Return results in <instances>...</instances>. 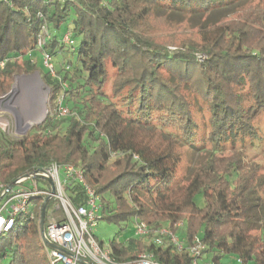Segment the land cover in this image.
Returning a JSON list of instances; mask_svg holds the SVG:
<instances>
[{
    "label": "trees",
    "instance_id": "trees-1",
    "mask_svg": "<svg viewBox=\"0 0 264 264\" xmlns=\"http://www.w3.org/2000/svg\"><path fill=\"white\" fill-rule=\"evenodd\" d=\"M252 1L0 0V95L15 73L36 69L30 56L43 51L60 65L44 81L52 95L63 92L71 112L64 120L47 116L19 138L0 129V181L34 165L72 164L98 195L97 223L133 218L173 230L181 223V250L152 234L126 245L112 239L118 261L147 252L161 264H190L185 250L195 238L213 264L230 254L241 264H264V172L245 165L237 149L224 154L260 139L264 0ZM237 2L245 6L233 17L199 25L197 41L169 50L171 42L154 35L160 11L208 15ZM183 148L205 155L186 174L179 171ZM67 191L75 205L84 200L79 184ZM10 233L0 236V264H49L36 219Z\"/></svg>",
    "mask_w": 264,
    "mask_h": 264
},
{
    "label": "built area",
    "instance_id": "built-area-1",
    "mask_svg": "<svg viewBox=\"0 0 264 264\" xmlns=\"http://www.w3.org/2000/svg\"><path fill=\"white\" fill-rule=\"evenodd\" d=\"M65 39L68 40L67 35ZM44 58L50 60L46 53ZM0 65H3L2 61ZM61 99L57 116L64 117L71 112ZM73 184L82 186L84 192V200L77 205L67 191ZM93 189L82 170L72 164L55 161L42 166L34 165L10 182L0 181V236L9 234L21 227L26 219L33 218L37 220L39 240L49 264H81L78 261L80 258L94 264H161L147 252H140L136 257L124 261L111 256L110 247L100 243L93 235L92 228L99 217L98 195ZM46 199L47 203L52 200L53 207L47 212L46 222L44 209L42 229V204ZM56 206L62 209L63 217H52L51 212ZM134 233L135 236L152 234L155 243L162 244L165 240L178 250L184 246L183 241L166 227L150 229L144 222H135ZM203 248V244L197 243L196 248L188 244L186 249L192 252L190 264H199Z\"/></svg>",
    "mask_w": 264,
    "mask_h": 264
},
{
    "label": "rangeland",
    "instance_id": "rangeland-1",
    "mask_svg": "<svg viewBox=\"0 0 264 264\" xmlns=\"http://www.w3.org/2000/svg\"><path fill=\"white\" fill-rule=\"evenodd\" d=\"M240 4V2H237L225 8L216 9L208 15L205 13L196 14V16H188L179 12L168 13L166 11H160L154 15V35L157 36V40L161 42H171L168 43L169 45L167 44V46L169 50H173L177 47V44L186 38H193L197 41L199 39L197 35V28L199 25L219 23L233 17L236 12L242 11L245 5L239 6ZM254 4H257V0L252 1V5ZM60 33L62 34V31H60ZM39 42H41V40H38V43ZM44 54L45 52L43 51L33 53L30 58L31 61L34 62L36 69L31 72L20 71L15 73L10 90L4 93V95H0V129L7 136L19 138L35 131L32 130V126L40 123L39 121H43L47 116L54 119L61 118L63 120L68 117V115L64 117L57 116L59 108L58 102L59 98L63 96V92L60 90L58 94L52 95L51 87L44 81V73L48 71L50 77H56L57 69L60 65L59 63H52L53 67H50V60H45ZM199 57L203 59V56L199 55ZM18 59L21 63L22 61L20 58ZM37 81L41 82V84L39 85ZM63 122H60L58 125L61 131L66 125V123ZM255 122L260 129L259 141L255 140L253 143L245 141L242 145L238 143L233 146L229 145L224 149V154L229 155L231 149H237L240 151L242 162L245 165L251 163L257 164L259 172H264V111L259 113ZM204 156L205 155L202 154V152L200 153V151L191 148H183L182 160L179 166L180 173L186 174L189 167L193 168L199 165L200 162L205 159ZM195 200L198 205L201 206L203 204V199L200 195H198ZM51 207H53V204L49 206L47 212L50 211ZM51 215L55 218H61L64 216V213L59 206H56L55 210L51 212ZM134 222L135 220L130 218L126 222H121L119 225L117 223H109L103 219L92 228V231L96 239L102 241V243L106 245L109 244L112 239H117L118 242L126 245L128 239L134 238L135 236ZM180 225L181 223L178 222L175 226H179V228L176 230L171 229L178 237H181L183 232V228ZM162 227L166 226L163 225ZM9 234L13 233L9 232ZM143 238L146 241L151 239L148 235ZM190 243L192 248H196L197 243L195 238H192ZM128 251L130 254L131 250L129 249ZM185 251L188 252L191 257V250L186 249ZM7 254L8 256L3 258V263H6L10 257L11 249H9V247L7 248ZM211 254V252H205L202 258L198 260L199 264H213L211 262ZM219 264L241 263L235 255L230 254L221 256Z\"/></svg>",
    "mask_w": 264,
    "mask_h": 264
},
{
    "label": "water",
    "instance_id": "water-1",
    "mask_svg": "<svg viewBox=\"0 0 264 264\" xmlns=\"http://www.w3.org/2000/svg\"><path fill=\"white\" fill-rule=\"evenodd\" d=\"M39 122H41V121H39ZM47 200H48V199H46V200L43 202V204H42V213H41V221H40V224H41V228H42V229H43V224H44V209H45V206H46ZM48 244H49L51 247H55L54 244H51V243H48ZM78 261H79V263H81V264H94L93 262H84L83 260H81V258L78 259Z\"/></svg>",
    "mask_w": 264,
    "mask_h": 264
},
{
    "label": "bare ground",
    "instance_id": "bare-ground-1",
    "mask_svg": "<svg viewBox=\"0 0 264 264\" xmlns=\"http://www.w3.org/2000/svg\"><path fill=\"white\" fill-rule=\"evenodd\" d=\"M37 82H38V81H37ZM38 83H39V85L41 84V82H38ZM39 87H40V86H39ZM40 93H41V92H40ZM40 93H39V94H40ZM36 97H37V96H36ZM42 97H43V96H42ZM43 99H44V98H43ZM36 105H37V104H36ZM36 105H35V106H36ZM31 106H32V105H31ZM28 110H29V109H28ZM39 110H40V109H39ZM34 112H36V111H34ZM41 112H42V111H41ZM32 115H33V114H32ZM19 116H20V115H19ZM34 116H35V115H34ZM37 116H38V115H37ZM41 117H42V115H41ZM33 120H34V119H33ZM33 120H32V121H33Z\"/></svg>",
    "mask_w": 264,
    "mask_h": 264
}]
</instances>
